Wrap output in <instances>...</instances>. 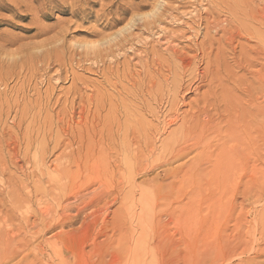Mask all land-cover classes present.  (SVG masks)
<instances>
[{
	"label": "rangeland",
	"instance_id": "1",
	"mask_svg": "<svg viewBox=\"0 0 264 264\" xmlns=\"http://www.w3.org/2000/svg\"><path fill=\"white\" fill-rule=\"evenodd\" d=\"M263 246L264 0H0V264H264L245 261Z\"/></svg>",
	"mask_w": 264,
	"mask_h": 264
},
{
	"label": "bare ground",
	"instance_id": "2",
	"mask_svg": "<svg viewBox=\"0 0 264 264\" xmlns=\"http://www.w3.org/2000/svg\"><path fill=\"white\" fill-rule=\"evenodd\" d=\"M161 8H162V4L161 3L160 4L156 3V5L153 6L152 10L149 13L137 15L138 20L143 19V17H155L159 13V10ZM134 22H135V20H132V27H133ZM129 28L130 27L128 26V29ZM114 38H116V37H113V38L112 37H108V38L101 39L100 41H96V42H83V43L82 42H79V43L75 42V44H76L75 46H77V48H79V49H87V50L88 49H95L97 46L98 47H103L105 44H107L110 41L114 40ZM238 123H239L238 127L234 128V125L233 126H229V128L227 130L229 131V129H233L232 132H234V131L240 129V130H244L245 132H247L249 134V131L246 128L245 124H241L242 123L241 120H238ZM222 133H223V130L220 131L217 134V135H219V138H217V139L220 141V143H216L215 144L216 147H215V150H214L215 153L213 154V156H216V157L227 156L228 154H230L232 152V149L227 148L226 145H227V143L229 141H231V138L233 136L231 135V133H226V134L221 136ZM219 141H217V142H219ZM189 149H190L189 147L179 148L178 152H177V155L175 157L180 156V154L186 153L187 150H189ZM186 208H188V206H183V209H186ZM209 219H210V216L208 215V213L204 214V215H201V213H194V214H191L190 216L187 215V216H185L186 222H184V227L188 229V228L191 227L192 224H194L197 227V235H200V233L202 232L201 230H204V228L206 227L205 226V224H207L206 221H208ZM262 256H264V246L263 247H257L256 249H254L250 254L247 255L248 258L245 259V261L246 262H253L257 258H260ZM242 260H243V258H242Z\"/></svg>",
	"mask_w": 264,
	"mask_h": 264
}]
</instances>
